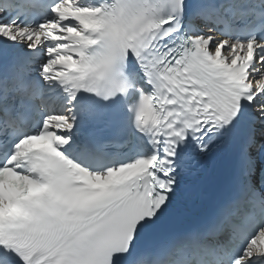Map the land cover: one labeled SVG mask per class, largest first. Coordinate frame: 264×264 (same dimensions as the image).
<instances>
[{
  "label": "snow or ice",
  "instance_id": "snow-or-ice-1",
  "mask_svg": "<svg viewBox=\"0 0 264 264\" xmlns=\"http://www.w3.org/2000/svg\"><path fill=\"white\" fill-rule=\"evenodd\" d=\"M0 264H264V0H0Z\"/></svg>",
  "mask_w": 264,
  "mask_h": 264
}]
</instances>
